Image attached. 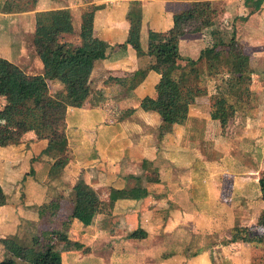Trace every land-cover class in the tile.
Segmentation results:
<instances>
[{
  "label": "crops",
  "instance_id": "0c3cea01",
  "mask_svg": "<svg viewBox=\"0 0 264 264\" xmlns=\"http://www.w3.org/2000/svg\"><path fill=\"white\" fill-rule=\"evenodd\" d=\"M5 1L0 0V5ZM134 1L142 5L141 45L144 52L150 43L166 40L169 30L173 27L176 13L185 10L193 2L209 1L218 13L215 28H219L222 33L224 31L229 39L234 36L244 44L251 51L250 63L252 60L253 62L257 60L254 63L258 64V61L264 62V0H38L35 10L29 13L0 12V57L18 66L19 60H16L19 59L16 55L18 50L14 49L12 37L1 31L2 25H12L13 20L23 22L29 15L34 30L35 14L40 11L69 8L76 22L75 32L63 36V39L65 42L79 44L82 13L90 6H97L94 34L112 47L108 59L95 64L91 76V93L85 105L82 108L68 110L67 127L69 129L72 121L75 125L78 124L74 139L77 138V144L87 153L82 152V157L76 158L72 149L75 154L74 160L60 177L46 185V193L40 199V206L56 197L60 182L68 179L71 184L72 176L77 173V169L78 172L85 171L88 177L90 175L94 177V181L89 182L96 191L98 200L103 196L102 203L109 202L112 188L144 187L148 191L146 198L117 201L109 214L97 212L91 226H84L78 220H74L69 228L71 245L68 246L67 242L64 246H59L60 250L66 248L60 253L63 264H86L89 263L87 259L90 257L102 260L94 254L95 247L100 248L102 243L112 251L107 264L115 261L121 264L120 260L124 259L138 260L143 253L147 260L150 249H153V252L155 250L161 252V261L157 263L151 260L153 264H213L211 250L198 253L187 261L186 256L178 252L182 247L179 244L194 231L207 234H213L214 230L229 232L227 237L229 240L235 227H249L255 232L259 229L258 220L264 209V182L260 183V178L245 179L242 184L244 190L241 192L243 193L241 200L247 202V208L244 207L245 209L241 211L229 209V205L222 203L225 200L220 195V183L221 176L226 175L228 171V166L223 164V155L227 147L239 148L246 145V141L261 142L260 138L263 135L261 132L264 131L261 129L264 128V104L262 105L264 89L259 95L261 102L257 103L255 113L253 111L252 115L246 114L236 118L237 125L234 126L236 133L231 137L227 134L222 135L220 124L212 120L211 116L208 117L209 111L204 101L198 100L191 106L185 125H171L167 130H161L162 119L159 114L144 111L139 106L145 97L155 96V87L160 79V75L151 70L155 57L139 55L130 45L126 49L119 47L128 38L130 24L126 16L130 4ZM9 19L11 21H8ZM211 33L210 29L208 31L210 37L206 40L211 43L218 41L219 38H212ZM179 46L181 55L193 60H197L201 51L206 48L201 33L184 36ZM37 62L40 68L38 74H42V62L39 59ZM262 74L264 73L259 75ZM121 79H126L125 83L118 81ZM49 82L53 83V88L60 89L57 93L64 91L63 85L57 81L47 82L49 90ZM208 93L209 97L214 95L211 91ZM94 95L98 97L95 98ZM92 98L95 103L89 106ZM208 105L211 109L209 102ZM72 113L74 118L70 122L69 116ZM208 120L212 122L216 131L218 137L214 138L216 144L201 139L207 132ZM198 126H201V130L197 128ZM41 142L45 143V149L47 142L44 140ZM89 146L97 151V155L89 156V153H93ZM10 147L1 148L6 150ZM247 162L239 166L243 168L244 174L248 176L258 174L262 165H259L257 160L253 164L248 160ZM70 172H73V175L68 177ZM203 174L205 178L200 183L197 179ZM8 195L7 205L0 207V239L15 234L21 237V230L17 229L18 225L13 224V220L16 218L14 217L16 211L20 217L22 216L23 209L12 206L10 210L11 202L16 200ZM255 203H261L260 211L252 210L257 208ZM71 210L67 211L64 219L71 215ZM164 215L168 217L163 220ZM161 216L162 220H157ZM189 218L192 219V226L184 220ZM35 220L36 226H40L42 222L39 211ZM110 222L127 223L132 230H138L142 225L141 229L148 233L150 230V233L146 237L144 235L142 237L144 239L135 242L122 236L124 234L107 235ZM158 227L161 230L154 233ZM3 232L5 234H2ZM155 234H158V237ZM133 245L135 250L130 251L134 248ZM225 246L226 248L239 246L245 251L256 247L243 242ZM245 251L236 260H241L239 261L241 264H250L253 257ZM1 253L4 258L3 249ZM122 256L125 258L121 259ZM214 260H217L216 257ZM223 262L225 261L222 259L217 261V264Z\"/></svg>",
  "mask_w": 264,
  "mask_h": 264
},
{
  "label": "trees",
  "instance_id": "16d2710c",
  "mask_svg": "<svg viewBox=\"0 0 264 264\" xmlns=\"http://www.w3.org/2000/svg\"><path fill=\"white\" fill-rule=\"evenodd\" d=\"M59 1V0H57ZM38 0H31V6L18 7L15 1L6 0L0 5V12H31ZM97 6L88 7L81 16L79 44L65 42L63 36L74 34L75 23L69 8L40 11L35 14L33 47L42 62V74H29L15 63L0 57V148L20 144L25 136L33 133L37 140L47 142L42 155H51L52 164L48 181L56 180L74 160L67 137V115L69 108H82L91 93V76L98 61L108 59L111 45L94 34ZM218 13L209 1H197L174 15L173 27L164 42L149 44L144 52L141 45L142 5L138 1L130 4L127 20L130 30L127 41L119 45L126 49L130 45L139 55L155 57L151 70L160 75L155 87V96H147L140 102V108L156 112L162 119L161 130L171 125H185L190 105L195 98L191 88L193 77L200 76L199 64L208 66V74L217 79V94L212 97L211 118L221 127L222 135L236 113L249 105L245 97L250 96L252 70L251 54L244 44L233 36L228 42L222 32L216 29ZM212 30V38H219L203 49L197 60L182 56L180 41L186 35L206 34ZM48 81H57L63 92L51 95ZM125 83L126 79L118 80ZM246 101L248 103H246ZM264 190V189H263ZM148 196L144 187L124 189L112 188L104 212L110 213L119 200H142ZM63 196L52 199L40 207L39 218L50 230H43L25 241L19 235L0 239L5 257L0 264H63L60 245V228L54 227ZM97 193L91 186L85 171L80 170L71 187V215L64 222L70 228L74 220L84 226H91L97 216ZM7 195L0 184V207L7 205ZM258 228L263 234L249 227H235L231 238L225 242L250 243L264 246V209ZM62 230V228H61ZM63 231V230H62ZM68 232L65 233V236ZM59 237V238H58Z\"/></svg>",
  "mask_w": 264,
  "mask_h": 264
},
{
  "label": "rangeland",
  "instance_id": "374dc122",
  "mask_svg": "<svg viewBox=\"0 0 264 264\" xmlns=\"http://www.w3.org/2000/svg\"><path fill=\"white\" fill-rule=\"evenodd\" d=\"M16 2V5L18 7H27L26 5L29 4L28 7L31 6V0H12ZM79 11V10H78ZM18 13V12H17ZM20 13H29V12H20ZM27 15V14H25ZM28 19H25L23 22L18 20H13V24L9 25H2L3 29L2 32H7L10 37H12V42L14 45V49L17 48L18 54L16 55L19 57V67L22 68L25 72L29 74H38L40 71L37 59L39 57L37 56L34 47H33V35L32 33L34 30H32L31 26V16L28 15ZM8 21H11L10 19ZM7 21V22H8ZM80 21V19L78 20ZM75 22V21H74ZM79 23V22H78ZM76 24V22H75ZM6 26V27H5ZM11 28V30H8V28ZM219 29V28H218ZM203 39H205V46L212 44L211 41H207V37H210L208 32L206 34H202ZM222 38L224 41H229V37H226V33L223 31ZM239 41V40H238ZM251 52L250 50H248ZM37 58V59H36ZM40 60V59H39ZM257 60H254V62ZM252 60V63H250V67L252 70V84L250 86V96L245 97L247 105L244 109V111H240L236 113L235 118L230 122L228 125L225 135L232 136L235 132V127L237 125V117H241V115L246 114H253V111L255 110V107L257 108V103H260L259 95L261 91L264 89V74L259 75L260 73H264V62L258 61L259 64L256 62L254 63ZM262 62V63H260ZM199 70H200V76L198 79H195L193 77L194 83L191 84V88L194 91L195 98H193V102H191V106L195 104V102L198 101H204L205 107L208 108V117L211 116V109L208 105V102L211 105L212 97L217 94V84L218 81L216 78L211 77L208 74V66L204 63L199 64ZM258 73V75L256 74ZM50 94H55L60 90L58 87L53 88V83H50ZM209 91L211 93H214V95L209 97ZM95 98L98 97V95H94ZM208 101V102H207ZM94 104L95 101L92 98V100L89 102V106L91 104ZM264 104V97H263V103ZM264 109V107H263ZM255 113V111H254ZM74 113L70 114L69 120L70 122L74 118ZM207 115V114H206ZM210 118V117H209ZM207 132L201 136V139H206L212 141V144H216V139L218 138L216 135V131L213 128L214 125L210 120L207 121ZM236 122V123H235ZM1 124H4L2 121H0ZM205 122L202 123L204 126ZM260 124V123H259ZM78 126V124H76ZM74 124V121L70 123V127L68 129L67 127V137L69 140V145L71 149L74 150L75 154L73 153V156L75 155L76 158L82 157V152L87 153V151L77 144V138L74 139L75 133L77 132V126ZM263 125V124H261ZM100 126L98 125L97 128ZM105 127V126H102ZM259 127V126H258ZM199 130H201V126L197 127ZM264 130V128H261ZM263 135L261 136V142H251L246 141V145H243L241 147H227V151L224 153L223 158V164H225L228 169L226 175L221 176V190L220 195L225 200V202H222L223 204L229 205V209H235L238 211H241L242 209L247 208V202H243L241 199L243 198V186L242 184L246 181L245 179H259L260 183L264 182V131H262ZM33 135V136H32ZM29 133L25 136L23 141L20 144L12 145L10 148L4 150L0 148V184L3 187L6 195L9 194L12 196L16 201L11 202L10 210L13 208H22L23 214L20 217L19 214H17V211L15 212L16 218L13 220V224L18 225L19 230H21V237L25 238V241H28L31 239V237H34L38 235L41 232V229L43 230H50L51 224L49 226L44 225L41 223V225L36 226V218L38 211L40 210L41 205V197L45 195L46 193V185H49L51 181H48V172L51 166V163L53 161L51 155H42V151L44 150L45 143L41 142V140H37L36 136L32 133ZM35 137V138H34ZM234 137V136H233ZM108 138V134H107ZM72 139V141L70 140ZM71 141V142H70ZM252 145V146H251ZM90 151L93 153H89L90 155H97V151L91 149V146L88 147ZM257 148V149H255ZM240 149V150H239ZM72 150V151H73ZM242 151V152H241ZM258 151V152H257ZM81 152V154H80ZM256 153V154H253ZM91 157V156H90ZM244 160V162L242 160ZM250 161V164L259 162V165H262L260 170L258 171V174H254L252 176H248L247 174H244L243 168H240L239 166H242L241 163H248ZM81 163H83L81 160H79ZM249 165V164H248ZM260 167V166H259ZM77 173L73 175V172H70L68 174L69 176H72V183L70 184L68 179H65L63 182L59 183L60 189L56 190V197L63 196L64 199L61 202V209L58 215L57 220L54 222V227L60 228V232H58L60 235V239L64 236L66 244L69 242V245L72 243V239H70L69 235V228L65 227L64 222H67L66 219H64V215H66L68 210H71V203H70V197H71V187L74 184L75 178L78 175V169L76 170ZM225 171V170H224ZM74 177V178H73ZM205 178V174L198 176V181L201 183L202 179ZM70 179V178H69ZM88 180H93L94 177H91V175L88 177ZM54 181V180H53ZM67 181V182H65ZM62 192V193H61ZM8 195V196H9ZM55 197V198H56ZM107 198V196H105ZM9 198L7 197V200ZM103 196L99 200L97 199V211L102 213L104 212L103 204L102 203ZM245 199V198H244ZM183 204V203H181ZM256 209L252 210H258L260 211L261 203H255ZM40 206V207H39ZM106 208V207H105ZM169 213V212H168ZM109 214V213H108ZM169 215V214H168ZM167 215V217H168ZM163 216V215H162ZM162 216L157 218V220H162ZM165 215L163 217V220L165 219ZM166 217V218H167ZM18 219V221H17ZM185 222L190 226L192 224V219H184ZM184 220L182 222H184ZM184 223V224H186ZM110 227L108 228L107 235L109 234H118L122 235L124 237H128L130 240H140L144 239L142 237L147 236L149 233L148 231L142 230V225L140 226V229L138 230H132L131 227L125 223L120 224L119 222H110ZM123 225V227H122ZM183 225V224H182ZM62 228V230H61ZM160 229L158 227V230L151 231L154 233H157ZM10 231V230H8ZM16 231V230H15ZM14 231V232H15ZM67 235L65 236V233ZM256 232L259 234H263V229H258ZM154 233H151L154 234ZM213 234H207V233H201V232H192L185 238V240L179 244L182 247L178 249V252L186 256V260L189 261L191 258H194L198 253L202 254L205 250H211V259L213 264H217V261H221L222 259L225 261L223 264H241L239 261L236 260L238 256H242L243 252L245 251L243 248L239 246L234 247H227L225 242L227 241V237L229 235L228 233L224 232H215V230L212 232ZM1 234V233H0ZM2 234H5L4 232ZM156 237H158V234H155ZM1 236V235H0ZM58 237V238H59ZM231 237V236H230ZM150 244V243H149ZM148 244V245H149ZM134 246V245H133ZM225 246V248H222ZM65 249L60 250L61 253L64 252ZM130 250V249H129ZM135 250V246L130 251ZM248 251H245L248 255H252L253 259L250 262V264H264V246L262 247H254L247 249ZM2 248L0 246V260L3 259V254L1 253ZM96 256H98L100 259L90 257L87 259L89 263L86 264H107V261L110 260V256L112 254V251H110L105 244H101L100 248L95 247V253ZM149 258L146 260L144 258V253L141 255V257L137 259H133L132 261H127L126 259L120 260L121 264H130L133 262V264H153L151 260H155L157 263L161 261V252L159 250H155L153 252V249L149 250ZM95 256V257H96ZM240 256V257H241ZM216 257L217 260H214ZM122 258H125V256H122ZM147 258V257H146ZM238 259V258H237ZM106 261V262H104ZM186 261V262H187ZM116 262V261H115ZM115 262H112V264H117ZM216 262V263H215ZM156 264V263H154Z\"/></svg>",
  "mask_w": 264,
  "mask_h": 264
}]
</instances>
